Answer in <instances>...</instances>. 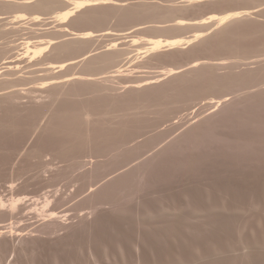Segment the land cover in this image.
Returning <instances> with one entry per match:
<instances>
[{"label":"rangeland","instance_id":"rangeland-1","mask_svg":"<svg viewBox=\"0 0 264 264\" xmlns=\"http://www.w3.org/2000/svg\"><path fill=\"white\" fill-rule=\"evenodd\" d=\"M115 1L122 7L89 13L106 16L101 25L78 29L124 33L152 21L248 11L187 49L146 60L144 71L201 59L141 89L126 82L148 72L120 84L41 89L44 72L27 57L17 60L18 45L33 37L30 28L53 25L20 32V24L0 22L10 31L0 37V47L11 49L3 66L20 67L9 76L0 70V264H264V0H209L185 10V0ZM119 38L100 36L86 49L144 44Z\"/></svg>","mask_w":264,"mask_h":264},{"label":"bare ground","instance_id":"bare-ground-1","mask_svg":"<svg viewBox=\"0 0 264 264\" xmlns=\"http://www.w3.org/2000/svg\"><path fill=\"white\" fill-rule=\"evenodd\" d=\"M209 0H185L183 10L188 8H194L208 3ZM210 2V1H209ZM213 2V1H212ZM121 6V2L115 0H0V7L6 11L0 14V22L9 20L7 23L20 24L16 27L20 32L24 29L19 28L20 26L35 25L37 27H44L46 25H53V31L47 32L40 28L42 32H36L35 29L30 28L33 31V37L26 38L19 44L18 47H22V53H19L16 58L17 60L27 57L30 62L34 61L35 66H39L38 69L44 72V77L40 78L39 85L41 89H48L52 92L56 87L62 83L75 82V81H98L109 82L115 81L120 84L121 78L133 77L135 73L148 72V76H139L137 79H129L125 85L126 88H139L152 86L153 84H159L169 77L178 75L179 73L194 68L200 64V60H194L187 65H161L159 68H149L150 71L143 70L142 64L146 60L159 58L166 56V53L174 50H184L191 47L195 42L206 37L209 31L217 26L227 24L231 20L238 19V17L245 14L246 10H238L232 12H225L223 14H209L203 16L200 19L194 18H183L176 17L174 20L168 19L165 22H147L148 24L134 26L129 30H125L124 33H116L113 30H104L102 34H96L93 30H80L79 25L85 23H93L95 25H101L105 21L103 15L89 14L96 6ZM179 5V4H178ZM122 7V6H121ZM125 7V6H124ZM180 7V6H179ZM259 7V6H258ZM39 8L38 11H35ZM93 8V9H92ZM261 8V7H260ZM264 8V7H263ZM97 9V8H95ZM251 9V8H250ZM102 10V9H101ZM181 11V9H179ZM99 11V10H98ZM96 11V13L98 12ZM253 11V10H252ZM105 12V10H104ZM254 12V11H253ZM92 13V12H91ZM100 13V12H99ZM101 15V16H100ZM99 16V17H98ZM127 16V15H125ZM124 16V17H125ZM128 17V16H127ZM242 18V17H241ZM26 21V22H25ZM235 21V20H234ZM6 22V21H5ZM23 22V23H22ZM6 23V24H7ZM22 23V24H21ZM229 24V23H228ZM148 25V26H147ZM141 26V27H140ZM14 28V32L15 29ZM187 29H195L190 36H168L162 35L164 31H185ZM39 30V29H38ZM148 30L149 34L152 32L153 35L138 36L133 35L138 31ZM17 31V30H16ZM161 31V32H160ZM98 33V32H97ZM155 33V34H154ZM167 33V32H166ZM10 34L9 30L0 31V37L5 38ZM25 35V34H24ZM35 35V36H34ZM30 36V35H29ZM102 36H119L121 38H131V46H136L143 42L142 47H138L135 50L132 48L119 49L117 43H113L106 46L105 50L100 48L97 49H86V47L92 46L97 39ZM210 36V35H209ZM204 41V40H203ZM202 41V42H203ZM8 47V46H7ZM10 49V48H9ZM6 47H0V58L6 55ZM11 50V49H10ZM20 51V50H19ZM136 52V54H133ZM21 55H23L21 57ZM137 55V56H135ZM19 57V58H18ZM65 57L61 61L52 60L51 58ZM1 66L11 63V61H5L7 58L3 57ZM161 64V63H160ZM163 64V63H162ZM33 65V66H34ZM221 65V64H220ZM80 69L78 72H74L76 68ZM6 69V75H14L13 69L18 70L20 67L14 66H3L1 69ZM102 69V72L94 71L95 69ZM148 69V68H147ZM148 69V70H149ZM12 71V73H11ZM4 72V73H5ZM2 73V72H1ZM5 75V74H4ZM80 84V83H79ZM25 85V84H24ZM82 85V84H81ZM20 86V85H19ZM77 86V84H76ZM75 86V87H76ZM80 86V85H79ZM154 86V85H153ZM52 88V90H51ZM80 88V87H79ZM143 88V89H144ZM5 89V88H3ZM83 89V86H82ZM2 90V89H1ZM81 90V89H80ZM11 91V90H10ZM12 92V91H11ZM7 94V93H6ZM205 99V98H204ZM203 99V100H204ZM216 99V98H215ZM220 99V98H219ZM209 100V99H208ZM202 101V100H201ZM218 101V100H217ZM220 101V100H219ZM208 103V101H207ZM210 103V102H209ZM221 103V102H220ZM203 104V103H202ZM211 104V103H210ZM222 104V103H221ZM217 105V104H216ZM51 198V197H50ZM49 200V199H48ZM57 202V201H56ZM2 203V202H1ZM60 203V202H59ZM48 204V202H47ZM14 205V204H13ZM53 205V204H52ZM56 205V203H55ZM3 206V204H2ZM48 207V206H47ZM12 208V205H11ZM92 208V207H91ZM209 208V207H208ZM13 210V209H11ZM95 210V209H94ZM205 210V209H203ZM202 210V211H203ZM55 213V212H54ZM51 212V216L54 214ZM193 213V212H192ZM211 213V212H210ZM260 213V212H259ZM204 214V213H202ZM199 214V215H202ZM213 214V211H212ZM215 214V211H214ZM220 214V213H219ZM256 214V213H255ZM208 215V214H206ZM204 215V216H206ZM225 215V214H224ZM260 215V214H259ZM264 215V214H263ZM50 216V217H51ZM164 216V215H163ZM183 216V215H182ZM187 216V215H186ZM194 216V215H193ZM226 216V215H225ZM231 216V215H230ZM160 218V216H158ZM181 217V216H180ZM208 217V216H207ZM211 217V216H210ZM209 217V218H210ZM232 217V216H231ZM213 218V217H212ZM211 218V219H212ZM216 218V217H215ZM226 218V217H224ZM244 218V217H243ZM112 219V217H111ZM116 219V218H115ZM126 219V217H125ZM128 219V217H127ZM209 219V221L211 220ZM230 219V217H229ZM156 220V219H155ZM191 220V219H190ZM204 220V219H203ZM206 220V219H205ZM221 220V219H220ZM247 220V219H246ZM105 221V220H104ZM116 221V220H115ZM133 221V220H132ZM161 221V220H160ZM199 221V220H198ZM235 221V220H234ZM233 221V222H234ZM139 222V220H138ZM207 222V221H206ZM216 222V221H214ZM227 222V221H226ZM109 223V222H108ZM175 223V222H174ZM178 223V222H176ZM182 223V222H181ZM205 223V221H204ZM220 223V222H219ZM230 223V222H229ZM251 223V222H250ZM113 224V222H112ZM110 224V225H112ZM115 224V223H114ZM196 224V223H195ZM232 223H230L231 225ZM237 224V223H236ZM239 224V223H238ZM254 224V223H253ZM164 225V224H163ZM188 225V223H187ZM214 225V224H213ZM219 225V224H218ZM246 225V224H245ZM115 226V225H114ZM135 226V225H134ZM172 226V225H171ZM174 226V225H173ZM211 226V224H210ZM209 226V227H210ZM237 226V225H236ZM260 226V225H259ZM11 227V226H10ZM116 227V226H115ZM147 227V226H146ZM234 227V226H233ZM243 227V226H242ZM246 227V226H245ZM253 227V226H252ZM251 227V228H252ZM256 227V226H255ZM101 228V227H100ZM129 228V227H128ZM131 228V227H130ZM189 228V227H188ZM196 228V227H195ZM217 228V227H216ZM220 228V227H219ZM257 228V227H256ZM261 228V226H260ZM170 229V228H169ZM182 229V228H181ZM200 229V228H199ZM203 229V228H202ZM201 229V231H202ZM205 229V228H204ZM218 229V228H217ZM231 229V228H230ZM116 230V229H115ZM121 230V229H120ZM119 230V231H120ZM128 230V229H127ZM136 230V229H135ZM158 230V229H157ZM177 230V229H176ZM188 230V229H187ZM197 230V229H196ZM213 230V229H212ZM220 230V229H219ZM164 231V230H163ZM200 231V230H199ZM211 231V230H210ZM241 231V230H240ZM264 231V230H263ZM98 232V231H97ZM129 232V231H128ZM142 232V231H141ZM144 232V231H143ZM161 232V231H160ZM177 232V231H176ZM184 232V231H183ZM235 232V231H234ZM244 232V231H243ZM248 232V231H247ZM261 232V231H260ZM101 233V232H100ZM118 233V232H117ZM154 233V232H153ZM159 233V232H158ZM185 233V232H184ZM187 233V232H186ZM189 233V232H188ZM225 233V232H224ZM223 233V234H224ZM237 233V232H236ZM239 233V232H238ZM258 233V232H257ZM98 234V233H97ZM124 234V233H123ZM146 234V233H145ZM173 234V233H172ZM180 234V233H179ZM221 234V233H220ZM232 234V233H231ZM234 234V233H233ZM260 234V233H259ZM129 235V234H128ZM147 235V234H146ZM145 235V236H146ZM155 235V233H154ZM178 235V233L176 234ZM205 235V234H204ZM218 235V234H217ZM222 235V234H221ZM226 235V234H225ZM240 235V234H239ZM263 235V234H262ZM98 236V235H97ZM139 236V235H138ZM183 236V235H182ZM213 236V235H212ZM215 236V235H214ZM229 236V235H228ZM233 236V235H232ZM258 236V234H257ZM93 237V236H92ZM113 237V236H112ZM126 237V236H125ZM156 237V236H155ZM186 237V235H185ZM227 237V236H226ZM247 237V236H245ZM254 237V236H253ZM264 237V236H262ZM95 238V237H94ZM98 238V237H97ZM106 238V237H105ZM141 238V237H140ZM145 238V237H144ZM148 238V237H147ZM184 238V237H183ZM192 238V236H191ZM206 238V237H203ZM212 238V237H211ZM221 238V237H220ZM223 238V237H222ZM228 238V237H227ZM93 239V238H92ZM100 239V238H99ZM98 239V240H99ZM116 239V238H115ZM142 239V238H141ZM150 239V238H149ZM157 239V237H156ZM189 239V238H187ZM201 239V238H200ZM199 239V240H200ZM225 239V238H224ZM264 239V238H263ZM121 240V239H120ZM124 240V239H123ZM130 240V239H129ZM186 240V238H185ZM220 240V239H219ZM223 242V239H221ZM227 240V239H225ZM255 240V239H253ZM96 241V240H94ZM125 241V240H124ZM144 241V240H142ZM168 241V240H167ZM188 241V240H187ZM211 241V240H210ZM217 241V240H216ZM233 241V240H232ZM251 241V240H250ZM115 242V241H114ZM120 242V241H119ZM129 242V241H127ZM191 242V241H190ZM197 242V241H196ZM206 242V239H205ZM238 242V240H237ZM243 242V241H242ZM254 242V241H253ZM257 242V240H256ZM104 243V242H103ZM133 243V242H132ZM167 243V242H166ZM198 243V242H197ZM200 243V241H199ZM221 243V242H220ZM239 243V242H238ZM241 243V242H240ZM259 243V242H258ZM92 244V243H91ZM95 244V243H94ZM98 244V243H96ZM105 244V243H104ZM134 244V243H133ZM140 244V243H139ZM144 244V243H143ZM160 244V243H159ZM174 244V243H173ZM195 244V242H194ZM202 244V243H201ZM204 244V243H203ZM215 244V243H214ZM217 244V242H216ZM246 244V243H245ZM250 244V242H249ZM136 245V244H135ZM153 245V244H152ZM200 245V244H199ZM213 245V244H211ZM234 245V244H232ZM236 245V243H235ZM247 245V244H246ZM134 246V245H133ZM194 246V245H193ZM205 247V245H202ZM217 246V245H216ZM231 247V245H229ZM111 247V246H110ZM124 247V246H123ZM143 247V246H142ZM200 247V246H199ZM197 246V248H199ZM234 247V246H233ZM264 247V246H263ZM117 248V247H116ZM120 248V247H119ZM141 248V247H140ZM150 248V247H149ZM160 248V247H159ZM170 248V247H169ZM176 248V247H175ZM193 248V247H192ZM215 248V247H214ZM229 248V247H228ZM246 248V247H245ZM256 248V247H253ZM137 249V248H136ZM139 249V248H138ZM206 249V248H205ZM212 249V248H211ZM222 249V248H220ZM234 249V248H233ZM236 249V248H235ZM243 249V248H242ZM241 249V250H242ZM259 249V248H257ZM109 250V249H108ZM116 250V249H115ZM133 250V249H132ZM144 250V249H143ZM189 250V249H188ZM207 250V249H206ZM209 250V249H208ZM212 249L211 252H213ZM217 250V249H216ZM260 250V249H259ZM125 251V250H124ZM134 251V250H133ZM162 251V250H161ZM195 251V250H194ZM193 251V252H194ZM198 251V250H197ZM196 251V252H197ZM227 251V250H226ZM225 251V252H226ZM237 251V250H236ZM243 251V250H242ZM248 251V250H247ZM257 251V250H256ZM261 251V250H260ZM117 252V251H116ZM114 252V253H116ZM128 252V251H127ZM137 252V250H136ZM160 252V251H159ZM170 252V251H169ZM172 252V251H171ZM170 252V253H171ZM185 252V251H184ZM191 252V251H190ZM206 252V251H205ZM209 252V251H208ZM210 252V253H211ZM229 252V250H228ZM245 252V251H244ZM258 252V251H257ZM256 252V253H257ZM131 253V252H130ZM168 253V252H167ZM214 253V252H213ZM212 253V254H213ZM253 253V252H252ZM138 254V253H137ZM153 254V253H151ZM173 254V253H172ZM178 254V253H177ZM205 253H203L204 255ZM244 254V253H243ZM127 255V254H126ZM132 255V254H131ZM155 255V254H154ZM162 256V254H160ZM159 255V256H160ZM171 255V254H170ZM179 255V254H178ZM188 255V254H187ZM192 255V253H191ZM197 255V253H196ZM200 255V254H199ZM210 255V254H209ZM228 255V254H227ZM124 256V255H123ZM150 256V255H149ZM186 256V254H185ZM222 256V255H221ZM238 256V255H237ZM112 257V256H111ZM147 257V256H146ZM165 257V256H164ZM211 257H214V255ZM220 258L219 256H217ZM226 257V256H225ZM116 258V257H115ZM149 258V257H148ZM154 258V257H153ZM161 258V257H160ZM187 258V257H186ZM202 258V257H201ZM223 258V257H222ZM221 258V261H222ZM230 258V257H229ZM157 259V258H156ZM182 259V258H181ZM185 259V258H184ZM198 259V255H197ZM200 259V258H199ZM203 259V258H202ZM207 259V258H206ZM216 259V258H215ZM232 259V258H231ZM263 259V258H262ZM132 260V259H131ZM188 260V259H187ZM205 260V259H204ZM210 260V258H209ZM261 260V258H260ZM259 260V261H260ZM264 260V259H263ZM133 261V260H132ZM145 262L147 260H144ZM150 261V260H149ZM161 261V260H160ZM172 261V260H171ZM170 261V263H171ZM198 261V260H197ZM203 261V260H202ZM201 261V262H202ZM226 261V260H225ZM224 261V262H225ZM254 261V260H252ZM117 262V261H116ZM126 260L124 261V263ZM129 262V261H128ZM223 262V261H222ZM234 262V261H233ZM118 263V262H117ZM132 263V262H131ZM142 263V262H141ZM157 263V262H156ZM196 263V262H195ZM212 263V262H211ZM214 263V262H213ZM237 263V262H236ZM240 263V262H239ZM237 263V264H239ZM254 263V262H253ZM257 263V261L255 262ZM123 264V263H122ZM126 264V263H125ZM144 264V263H143ZM152 264V263H151ZM154 264V263H153ZM161 264V263H160ZM163 264V263H162ZM176 264V263H175ZM209 264V263H208ZM217 264V263H216ZM252 264V262H251Z\"/></svg>","mask_w":264,"mask_h":264}]
</instances>
